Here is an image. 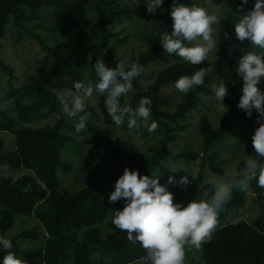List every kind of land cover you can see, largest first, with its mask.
Here are the masks:
<instances>
[{"label":"trees","instance_id":"1","mask_svg":"<svg viewBox=\"0 0 264 264\" xmlns=\"http://www.w3.org/2000/svg\"><path fill=\"white\" fill-rule=\"evenodd\" d=\"M200 1L207 3H181L197 6ZM240 3L241 0H234L233 9L221 21L223 32L217 52H213L220 58L228 87L223 101L227 107L216 126L210 118L215 103L211 93V85L216 83L215 71L205 76L203 85L187 94L174 87L181 76L207 68V61L192 65L163 49L159 36L172 30L167 11L171 0H164L163 10L156 14H149L141 0H0V169L9 172L2 174L0 170V234L5 235L16 224L20 227L9 237L11 251L17 258L25 264L143 262L146 250L139 243L129 242L126 230L112 224L115 211L122 209L123 203L110 204L108 195L114 191L124 168L138 169L141 175L150 177L153 173L159 175V183L173 193V202L183 205L193 193L201 195L209 188V172L220 176L228 171L218 147L226 143L228 146L230 135L241 137L240 129L249 132L243 134L244 139L249 138L252 127L259 126L255 111L248 117L237 107L242 81L235 69L242 50H249L251 44L236 39L234 23L238 22L237 15H245L254 7L255 0H248L243 11L238 10ZM40 10L49 12L54 19L56 30L49 28L55 32L52 45L35 34L52 57V64L23 81L20 64L6 60L3 46L9 30L19 40L24 29L29 30L25 23L38 20ZM130 19L142 25L138 33L145 42V49L130 64H140L145 71L133 81L129 93L121 97V105L135 108L141 98H149L151 117L159 126L152 133L143 121H138L140 127L131 131L126 122L117 128L106 112L104 96L94 92L86 101V111L90 113L87 128L76 134L78 117L69 118L62 111L57 95L74 90L76 82L94 86L97 77L93 65L97 58H103L109 67L121 63L117 48L127 36L119 38L116 29ZM224 32L229 33L227 39ZM63 83L65 86H61ZM260 87L264 88V84ZM198 132L202 137V156L192 147L175 150L179 140ZM4 133L12 136L11 145ZM141 141L150 144V152L138 148ZM249 150L251 158L252 145ZM198 158L201 171L195 178L188 176V185L180 188L167 183L169 176L179 180L165 163L167 159H184L188 164ZM75 159L79 161L76 165ZM243 166L244 162L238 172ZM187 172L184 170L185 175ZM72 176L76 184L65 186L64 178ZM249 191L259 214L251 221L236 218L223 223L234 208L245 205ZM110 211L112 216L108 218ZM25 217H33L39 223L29 226ZM107 258L112 260L108 262ZM185 264H264V188L252 181L246 191L234 189L232 199L219 214L211 239L200 250L185 247Z\"/></svg>","mask_w":264,"mask_h":264},{"label":"clouds","instance_id":"2","mask_svg":"<svg viewBox=\"0 0 264 264\" xmlns=\"http://www.w3.org/2000/svg\"><path fill=\"white\" fill-rule=\"evenodd\" d=\"M143 3L149 14H156L163 10L164 0H143ZM247 3L248 0H241L238 10L243 11ZM167 11L172 19V30H165L159 36L163 49L192 65L208 61L210 54L217 52L219 44V36L213 31V26L221 23L219 16L203 7L186 6L181 0H171ZM237 16L235 37L251 44L249 50H242L235 69L242 81L237 107L248 117H252L254 111L257 114L259 127L251 137L257 156L245 159L239 172L229 170L220 176L209 175L207 183L212 191L211 199H193L186 205L173 202V193L159 183V175H141L138 169L125 167L114 184V191L108 195L110 204L123 203L122 209L115 211L112 224L121 231L126 230L129 242L139 243L146 250L143 264H185V247L200 250L211 239L219 214L232 199L234 189L246 191L252 181L264 188V162L258 159L264 157V88L260 87L264 84V0H255L252 9ZM223 35L225 39L229 37L228 32ZM93 68L97 77L94 86L76 82L74 90L57 95L62 111L69 118L78 117L74 126L76 134L87 128L90 113L86 111V101L94 92L104 96L106 112L117 128L126 122L131 131L140 127L138 121H143L149 133L158 128V123L151 117L149 98H141L135 108L121 105V97L129 93L133 81L145 71L142 65L132 63L126 67L124 63H116L109 67L103 58H97ZM214 68L202 67L190 76H181L175 81V89L182 94L195 90L204 84L205 76ZM211 93L215 101L223 104L228 95L226 80L222 78L221 82L212 84ZM167 183L186 186L189 178L184 175L176 180L169 176ZM12 247L11 240L0 234V253H4L0 264H25L11 251Z\"/></svg>","mask_w":264,"mask_h":264},{"label":"rangeland","instance_id":"3","mask_svg":"<svg viewBox=\"0 0 264 264\" xmlns=\"http://www.w3.org/2000/svg\"><path fill=\"white\" fill-rule=\"evenodd\" d=\"M143 1V0H141ZM234 0H207V3L202 4V2H198L199 7L205 8L209 13H215L219 16L220 20L222 21L225 17L229 15V12L233 9ZM40 17H38V20H33L30 22L25 23L26 27L29 29H24V32L19 40L16 39V34L13 33V30H9L7 32V36L5 38L3 51H5V57H7V61H13L17 64H20V72L22 73L21 77L23 81H28L29 75H37L42 72H44L46 69H48L52 64V57L46 53V51L41 47L40 42L36 39L35 34H40L43 39L46 40L48 45H52L54 42L53 34H55L56 28L54 29L53 23V15H51L49 12L39 11ZM243 16V15H242ZM52 17V18H51ZM38 22H41L43 26H40ZM45 24V25H44ZM52 26V29H49ZM142 25L138 24L136 19H130L123 22L120 27L116 29L117 32H119V38H123L124 36H127V39L125 42H122L118 45L117 52H118V58L121 63H127L130 64L131 60L133 58L138 57L139 52L141 50L145 49V42L140 37V34L138 33V28H140ZM214 34L219 36V33L223 32L221 25H215L213 27ZM13 33V34H12ZM2 51V52H3ZM4 53V52H3ZM219 56L212 53L209 56V60L206 62V66H212L215 67L214 71L216 72V83H219L222 81V78L226 80V73L223 70V68L219 65ZM19 61V62H18ZM227 82V80H226ZM61 86H65V83H63ZM2 89H0L1 92ZM1 95V93H0ZM225 102L219 103L215 101L212 110H211V121L214 125H218L220 122V118L222 113L226 109ZM50 121L51 119L48 118ZM53 121V120H51ZM259 126L252 127L250 134V137L247 139L243 138V134L246 133L245 130L240 129L242 132L241 137L237 136H231L230 140L228 141V146L225 147L224 144L219 148V155L220 159L224 162L223 166L229 171L232 172H238L240 164L245 161V159H248L250 157L249 153V147L252 145L251 137L253 136L255 129ZM5 134V133H4ZM7 138L8 145H11V139L12 136H8V134H5ZM3 136V134H2ZM229 138V137H228ZM227 138V140H228ZM226 140V141H227ZM138 148L143 151L150 152L151 148L149 147V143L147 144L145 141H141L137 143ZM175 150L181 151L187 148L192 147V149L196 152H199L200 155H203L202 150V137L200 132L195 134L192 137H185L177 142L175 144ZM146 154V153H145ZM251 156L256 157L257 154L255 153V150H252ZM260 162H264V157L258 158ZM78 159H75V165L78 164ZM168 166L171 167L172 170H176V177L184 176V170H187V174L189 177L195 178L201 171V159L198 158L195 161H190L188 164L190 166H187V161L184 159H180L178 161H172L171 159H167L166 162ZM2 174H9L7 170L0 169ZM209 171V170H208ZM157 175V174H152ZM209 175H213L210 172L207 174V177ZM13 176L16 178L18 174H13ZM65 186L70 187L75 183L74 177H66L64 178ZM183 185H180V188H183ZM200 196V197H199ZM212 197V192L210 190V187L205 189L201 195H199L198 192L193 193L191 196L187 198V203L193 199L197 200H204L208 201ZM257 214H259V207L255 203L253 199V193L249 191L247 194L246 203L244 206L234 208L224 219L223 223H230L231 221L235 220L236 218H245L247 221L253 220ZM112 211H110L108 218H111ZM27 225L34 226L38 224L39 222L37 219L33 217H25L23 218ZM20 218L18 219V222H20ZM20 230V227L16 224L11 231H8L4 236L9 239L10 236L13 235L14 232ZM112 259L107 258V261L110 262ZM132 264H143L142 261H136Z\"/></svg>","mask_w":264,"mask_h":264}]
</instances>
